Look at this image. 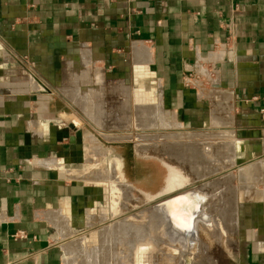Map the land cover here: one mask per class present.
<instances>
[{
	"label": "crops",
	"instance_id": "crops-1",
	"mask_svg": "<svg viewBox=\"0 0 264 264\" xmlns=\"http://www.w3.org/2000/svg\"><path fill=\"white\" fill-rule=\"evenodd\" d=\"M137 45L151 51L150 63L134 61L140 88L163 92L165 108L204 128L221 103L238 164L261 150L264 0H0V264H64L54 234L79 225L97 193L70 178L89 162L91 134L64 124L67 106L50 95V83L73 85L70 65L87 51L91 85L108 87L105 78L125 73ZM200 77L212 95L197 88ZM263 235L243 236L235 264H264Z\"/></svg>",
	"mask_w": 264,
	"mask_h": 264
},
{
	"label": "rangeland",
	"instance_id": "rangeland-1",
	"mask_svg": "<svg viewBox=\"0 0 264 264\" xmlns=\"http://www.w3.org/2000/svg\"><path fill=\"white\" fill-rule=\"evenodd\" d=\"M134 61L136 64L138 59L135 58L133 60L132 55H130L129 61L125 63V73L115 72L113 76L105 78L108 87L104 85V87L100 88L95 85L96 82H94V86L90 85L92 82L88 77V72L81 70L82 72L80 71L79 74L81 77L83 74L85 75V81L88 84H83L77 90L75 88V97L78 95L79 100H74L70 96L73 85H70L69 81L66 84L62 82L63 87H61L62 85L60 86L61 83L57 84L56 78L54 79L56 82L50 83L52 87L50 95L60 99L67 106L66 119L63 118L64 114L61 116L64 124L67 125V122L76 120L80 124L78 129H81V134H91L88 137V141L91 142L88 145L89 148L91 147V160L89 159L88 163L79 166L78 169L81 171L73 173L70 178L91 184L97 193L93 197L91 208L86 211V215L79 225L71 226V223L68 222L56 230L54 234L56 241L63 249L64 264H185L186 259L190 260L189 264H202L207 260L209 261V263L207 261L208 264H211V261H215L216 264H227L229 261H225L224 256L226 254L230 256L229 260L235 264L239 254L237 253L239 252L238 249L242 248L245 243V237L243 236L248 235L250 237V235L253 236L259 231L264 233V218L262 215L264 203L262 202V204L257 206L258 204L251 202V200L258 199L257 196L260 199H264V169L260 167L264 159L254 162L253 177L248 178L246 175H237L239 164L238 158H236V143L234 142L235 140L231 141L229 139L233 138L234 135L229 133L224 135L222 131L225 125L229 124V119L226 121V119L219 117L218 113H220V110L218 112L217 109L219 105L223 107L221 103H218L213 109L214 113H212L208 122L209 128L208 126L204 128L203 124L197 122L187 123L184 115L183 118L181 117V111L177 113L175 109H167L164 103L163 107L166 112L164 111L162 116L163 121L161 122L160 116L156 115L155 121L150 120L151 122L146 126L143 122H145V119L149 121L151 117L150 115L145 116L142 113L143 110H140L139 107L143 106L141 105V100L146 101L148 99L154 105L163 102V98L159 95L160 93L157 94L150 90L148 93L145 92V95L142 88H139V79L133 67ZM97 66L103 68V64H98ZM136 66L139 65L136 64ZM75 73L78 74L77 72ZM194 79L192 80L194 81ZM196 81L203 83V86L198 84L197 88L200 89V92L205 97L212 95L210 93L212 90L211 84L208 80L200 77ZM88 85H90L89 88L93 86L92 92H83L84 87ZM111 86H113L114 91ZM190 86L197 91L193 84ZM125 87L129 88V90H126L127 92L124 91ZM54 89L56 92H54ZM84 91H86V88ZM216 91L214 92L217 99H221V96H218ZM61 93L64 97L59 95ZM82 100L99 106L97 111L96 108H94V111L92 110V114L93 112L94 114L97 113L96 116L99 117L97 119L101 120L100 128L106 136L93 126L94 121H92L91 116H86L85 111L79 107V104H82ZM148 100L146 104L149 105ZM77 105L79 106L77 107ZM125 105L126 108L124 107ZM207 107L209 106L207 105ZM212 118L216 120L213 121ZM122 132H127L126 136L129 140L117 141L118 134ZM136 135L143 142L141 140L138 142L132 140ZM139 143H148L146 145L159 147L158 152L161 157L150 153L146 155L141 153L137 146ZM263 144L264 141L260 147L261 150L251 154L252 156L247 161L263 156ZM206 145L212 148L210 156L204 153V146ZM238 154L239 148L237 149V157L242 158L243 155L239 154L238 156ZM156 159L164 165L168 164L178 168L184 177L188 175L190 180L192 179V183L185 177L188 182L181 179L182 184H188L190 187L197 184L198 188L205 193H209L210 196L208 198L211 199L215 196L214 200L217 199L219 203L222 200L219 204L220 206L216 205L217 209H214L212 204L210 205V202L207 201L209 205L206 204L203 208L207 214L210 213L211 215L209 214L210 217L208 216L209 218L205 219V223L199 221L198 228L188 238V245L186 247L183 246L184 250L179 249L182 247L179 244L170 245L165 239H160L157 234L154 237V233L151 235V232L148 231L149 229L146 228H143V231L141 230L143 235L126 236L119 233L121 230L119 227L120 229L117 228L115 231L117 234L109 237L108 241L105 242V238L101 235L104 229L125 221L128 216L141 212L142 207L150 203L147 200L146 204H144L142 193L140 194L137 189L125 181L121 171V160L124 163L125 168L123 171L127 178L131 179L130 181L136 183L137 186H140L138 184L144 180L148 183L153 181L155 167H159ZM143 169H146L145 173ZM165 171L164 167L163 174L166 173ZM153 204L150 203L151 206ZM210 206H212V210H210ZM220 213L222 214V221L220 220L209 227L208 224L211 221V217L213 219V215ZM235 218L240 220V222L238 223ZM135 223L132 228L136 230L138 227ZM91 234H100V239L97 240V238L96 241L89 242L90 247L88 246V248H81L82 236L87 237ZM148 234L152 237L145 236ZM262 238H264V235ZM99 241H101L98 249L99 255L95 259L96 261L92 262L91 258L94 259V257L91 256H94L93 251L94 249L97 250ZM144 241L148 243V251L142 260L137 261L134 258L136 256L135 249Z\"/></svg>",
	"mask_w": 264,
	"mask_h": 264
},
{
	"label": "bare ground",
	"instance_id": "bare-ground-1",
	"mask_svg": "<svg viewBox=\"0 0 264 264\" xmlns=\"http://www.w3.org/2000/svg\"><path fill=\"white\" fill-rule=\"evenodd\" d=\"M134 57L138 59V61H136V64H138L139 66L143 65V64H146V63H150V59H151V51L145 47H142L141 45H137L135 50H134ZM75 65V66H74ZM91 65L90 63V59L88 57V52L87 51H82L81 52V55H80V58L78 59V62H72L71 65H70V69L73 71V72H77L78 74H75L74 75V78L72 77V83H73V86H72V89H71V97L74 98V100H79V98L77 97L78 95H76L75 97V88L76 90L81 88V86H83V84H88L87 81H85V75L83 74L82 77L80 76V71H84L86 72V69ZM93 66V65H92ZM78 67V68H77ZM98 70V69H97ZM102 70V69H101ZM81 71V72H82ZM217 74V73H216ZM207 78L212 82V84L215 86V88L218 89V79H212V74L209 72L206 74ZM101 80L99 81V85L101 84H105V81H104V78H100ZM146 80V79H145ZM69 84H71L69 82ZM91 85V84H90ZM90 85L88 86H85V87H90ZM140 88V87H139ZM158 88V87H157ZM214 88V89H215ZM126 90H129V88L125 87L124 88V91ZM151 91V89H149ZM149 90H146L144 88H142V91L144 92V94L146 95L145 92H150ZM88 91L89 92H92V88H88ZM127 92V91H126ZM138 92V91H137ZM160 92V91H159ZM58 93V92H57ZM162 93H160V96H162ZM60 96L64 97V95L61 93L59 94ZM69 95V94H68ZM151 95V94H149ZM163 98V96H162ZM148 100V99H147ZM147 100L146 101H142V104L143 106L139 107L140 110L142 109V113L145 114V116H149L150 115V119L149 121L145 119V125L148 126V123H150L151 121L150 120H154V118L156 117V115L160 116L161 118V122L163 121V114H164V107H163V102H161L160 104H154L152 105L151 102H149V105L146 104L147 103ZM74 103V102H72ZM75 106V104H73ZM80 105V106H79ZM77 105V107L79 106L81 108V110L83 109L85 111V115L86 116H91L92 118V121L93 122V126L95 128H97L101 134H103L104 136H106V134L104 132H102L103 130H101L100 128V123H101V120L99 121V117L96 116V114H92V110L94 111V108H96V111H97V108L99 107L98 105H93V104H90V103H86V100L83 101L82 100V104H79ZM145 105V106H144ZM126 108V105L124 106ZM118 110V109H117ZM166 112V111H165ZM118 115V114H117ZM143 115V114H142ZM67 116L66 114H64V119H66ZM69 117V116H68ZM98 118V119H97ZM103 118V117H102ZM116 118V117H115ZM218 118V117H217ZM108 119V118H107ZM117 119V118H116ZM118 119H119V116H118ZM213 119V118H212ZM90 120V119H89ZM216 120V119H213V121ZM141 121V120H140ZM148 121V122H147ZM66 122V121H65ZM91 122V120H90ZM224 123H226L225 121H223ZM138 123V122H137ZM142 123V122H141ZM95 124V125H94ZM153 124V123H152ZM67 125H74L77 129L80 127V124L76 121V120H73V121H70L69 123L67 122ZM98 125V126H97ZM105 126V125H104ZM153 127H154V124H153ZM126 131V130H125ZM146 131V130H145ZM112 132V131H111ZM108 134V133H107ZM127 132H122L119 135V137H117V141L118 140H124V139H128L127 136H126ZM153 134V133H151ZM109 135V134H108ZM147 135V134H145ZM224 135H226L224 133ZM228 135V134H227ZM110 136V135H109ZM125 136V137H123ZM133 136V134H132ZM228 137V136H227ZM231 137V136H229ZM129 140V139H128ZM134 141H139L142 139L139 137V136H135L133 137ZM156 141V140H155ZM150 142V141H149ZM113 143V142H112ZM135 143V142H134ZM148 143H139L137 146L139 147L140 149V152L143 153V154H153L154 156L156 155H159V147L157 146H149V145H146ZM207 146V145H206ZM204 146V148L206 147ZM236 146V144H235ZM211 147V146H210ZM139 152V150H138ZM161 157V156H160ZM256 163V162H255ZM255 163L253 162H249L247 164H245V166H241L237 169V175L238 176H243V175H246L248 176V178L250 177H253L254 175V168H255ZM244 165V164H243ZM257 165V164H256ZM261 168L264 169V160L262 161L261 165H260ZM171 168H173L176 172V176L174 177V180L171 184V186H177L176 188H179V189H176L174 190L173 192H171L168 196H169V199L171 198H174L173 200H168L167 202H164V203H154L152 206L149 204H146L147 200L144 198V204H146L144 207H142L143 209H141L140 211L141 212H138L136 213L135 215L133 216H128L126 218L125 221H122L120 223H117V224H113L111 225V227H108L106 229H104L102 232H101V235L105 238V242L108 241V238L109 237H112L113 235L117 234L115 233L116 229L117 228H121L120 230V234L122 235H131V236H139V235H143L142 231H143V228H146V229H149L148 231H150L151 235L152 233H154V237H155V234L158 235V237L161 239H165V241H167V243H169L170 245L172 244H179L181 245L182 247H180L179 249H183L184 250V247H186V245H188L189 241H188V238H190V236L192 235L193 231L195 229L198 228V223L199 221H205V219L209 218L210 215L207 214L205 212V209L203 207H205L206 204L209 205V202H210V205L212 204L213 208L214 209H217V206L216 205H219L221 202L219 203V201H217V199L214 200V198H208L210 195L209 193H205L202 189L198 188L196 185H192L191 187L186 184V185H183V187H180V185L182 184V180H185L187 181V179L189 180V182H191L189 176L185 175V178L179 171L178 168H174L173 166H171ZM244 169V170H243ZM260 169V168H259ZM235 173V174H236ZM180 176V178H179ZM238 181V180H237ZM83 182V181H82ZM188 182V181H187ZM192 183V182H191ZM191 185V184H190ZM243 185V184H242ZM258 189V188H257ZM169 190V189H168ZM167 191V189L165 190ZM182 191V192H180ZM186 191V192H185ZM259 191V190H258ZM170 192V191H169ZM176 193V194H175ZM173 194V195H172ZM164 196H166L165 194H163ZM220 195V194H219ZM151 197V196H150ZM220 197V196H219ZM251 197V196H250ZM263 197V196H262ZM257 198L259 200H264V199H260V197L257 196ZM214 201H213V200ZM221 199V198H220ZM219 199V200H220ZM212 200V201H211ZM209 201V202H207ZM226 204V203H225ZM212 206H210V210H212ZM220 206V205H219ZM209 209V207H208ZM219 209V207H218ZM208 211V210H207ZM217 211V210H216ZM218 211H221V210H218ZM131 212V211H130ZM216 213V212H215ZM219 213V212H218ZM221 214V213H220ZM213 215V219L211 217V221H209V227L210 225L212 224H215L216 222L220 221L221 220V216L222 214L220 215ZM204 216H206V218H204ZM209 216V217H208ZM130 217V218H129ZM202 218V219H201ZM204 219V220H203ZM222 221V220H221ZM136 222V223H135ZM136 224L137 225V229H133L132 226L133 224ZM205 223V222H204ZM200 224V223H199ZM139 225V226H138ZM213 226V225H212ZM208 227V226H207ZM208 227V228H209ZM119 228V229H120ZM134 228H135V225H134ZM133 229V231H132ZM142 230V231H141ZM146 230L144 229V232ZM99 232V231H98ZM132 232V233H131ZM139 234V235H138ZM146 234V232H145ZM150 234L148 235H145V236H150ZM87 236V235H86ZM152 237V236H150ZM95 238V239H94ZM98 238V239H97ZM100 239V234H91L87 237H83L81 238V242H80V245H81V248H88L89 246V242H92V241H96ZM124 239V238H123ZM140 242V241H139ZM142 242V241H141ZM154 242V240H153ZM101 243V241H99L98 243V246H97V250L94 249V253L93 255L94 256H91V257H94L91 258L92 259V262L93 261H96L95 259L98 257L99 255V252H98V249H99V244ZM129 243V242H128ZM130 243H131V240H130ZM138 243V242H137ZM136 243V244H137ZM156 246V245H155ZM167 246V245H166ZM192 246V245H191ZM90 247V246H89ZM189 247V246H188ZM174 248V247H173ZM86 250V249H85ZM89 250V249H88ZM119 250V249H118ZM136 256H134V258H136L137 261H140L144 258L145 253L148 251V243L147 241H144L143 243H141L140 246H138L136 249ZM151 251V250H150ZM86 252V251H85ZM92 252V251H91ZM133 252V251H132ZM88 254V253H87ZM86 254V255H87ZM90 255V254H88ZM202 255V254H201ZM115 256V255H114ZM192 256V255H191ZM172 257V256H171ZM88 259V258H87ZM123 259V258H122ZM129 261V260H128ZM189 259H186V262L185 264H189ZM208 261V260H207ZM204 262L202 264H208V263ZM134 262V261H132ZM95 263V262H94ZM199 263V262H198ZM127 264V263H126ZM135 264V263H134ZM200 264V263H199Z\"/></svg>",
	"mask_w": 264,
	"mask_h": 264
},
{
	"label": "flooded vegetation",
	"instance_id": "flooded-vegetation-1",
	"mask_svg": "<svg viewBox=\"0 0 264 264\" xmlns=\"http://www.w3.org/2000/svg\"><path fill=\"white\" fill-rule=\"evenodd\" d=\"M157 163H159V167L156 166V170L154 171V177H153V181L151 183L146 182V180L142 181L140 184V186H137L136 183L131 182L129 178H127L126 174L124 173V163L121 160L122 163V175L125 179L126 182H128L129 184L132 185L133 188L137 189L140 194L142 193L143 197L146 200H149L150 203H164L167 202L168 200H173L174 198L169 199V194L171 192H173L176 189L175 186H171L174 177L176 176V172L173 168H171L170 165H164L162 164L159 160H157ZM165 167V174H163V168ZM146 169H143V172L145 173ZM147 179V178H146ZM149 179V178H148ZM184 184H181L180 187H183ZM167 189V191H165ZM169 189V190H168ZM170 191V192H169ZM186 192V191H185ZM163 194H165L166 196H164ZM176 194V193H175ZM173 195V194H172ZM151 196V197H150ZM149 203V204H150Z\"/></svg>",
	"mask_w": 264,
	"mask_h": 264
},
{
	"label": "water",
	"instance_id": "water-1",
	"mask_svg": "<svg viewBox=\"0 0 264 264\" xmlns=\"http://www.w3.org/2000/svg\"><path fill=\"white\" fill-rule=\"evenodd\" d=\"M68 128L72 131V132H76L77 131V128L74 126V125H69ZM76 141V138L74 136L70 137V142L73 144L75 143ZM204 153L207 154L208 156H210L212 154V148L210 146H206L204 148ZM249 161H246L244 163H240L239 165H242V164H245ZM182 192V191H180Z\"/></svg>",
	"mask_w": 264,
	"mask_h": 264
},
{
	"label": "built area",
	"instance_id": "built-area-1",
	"mask_svg": "<svg viewBox=\"0 0 264 264\" xmlns=\"http://www.w3.org/2000/svg\"><path fill=\"white\" fill-rule=\"evenodd\" d=\"M193 80H191V78H189V80L187 81V86H190V85H192L193 84V82H192ZM22 237L24 238L25 237V235L24 234H22Z\"/></svg>",
	"mask_w": 264,
	"mask_h": 264
}]
</instances>
